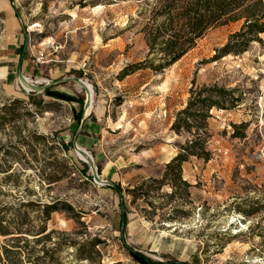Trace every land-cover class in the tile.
<instances>
[{"label":"rangeland","instance_id":"374dc122","mask_svg":"<svg viewBox=\"0 0 264 264\" xmlns=\"http://www.w3.org/2000/svg\"><path fill=\"white\" fill-rule=\"evenodd\" d=\"M12 3L27 34L31 80L73 77L92 93L81 121L78 101L83 104L84 93L76 84L51 85L48 96L24 91L14 81L12 88L0 87V106L11 97L28 101L30 93L32 103L43 101L40 107L17 106L18 118L0 126V217L35 234L41 208L33 204L58 201L57 208H71L49 215L47 241L21 234L25 241L19 245L27 241L25 248L36 257L41 248L53 250L52 264L77 263L67 243L93 239L98 246L83 247L90 264H139L129 250L162 264H264V33L243 52L219 56L216 51L241 21L209 28L179 60L152 71L138 65L147 55L146 0ZM131 65L137 66L123 71ZM200 87L221 88L237 99L233 107L208 112L209 160L190 157L181 165L186 194L167 198L164 185L147 202L131 204L124 190L159 178L183 144L186 135L169 127L189 91ZM232 125L243 127L236 132ZM77 129V146L120 195L92 184L71 147Z\"/></svg>","mask_w":264,"mask_h":264},{"label":"trees","instance_id":"16d2710c","mask_svg":"<svg viewBox=\"0 0 264 264\" xmlns=\"http://www.w3.org/2000/svg\"><path fill=\"white\" fill-rule=\"evenodd\" d=\"M146 3L149 6V11L143 30L147 55L138 65L152 71H161L179 60L209 28L241 21L239 30L230 34L226 43L216 51L219 56L243 52L250 42L256 40L258 34L264 33V3L261 0H146ZM20 50L21 47L19 52ZM135 66L137 65L125 67L123 71L135 68ZM42 94L50 95L49 88L44 89ZM31 97V93L27 95L28 101L11 97L1 104L0 126L4 122L16 120L18 115L14 113V109L17 106L32 103ZM61 97L64 100H69L67 97ZM236 101L237 99L230 97V92L217 87H200L190 90L185 105L175 112L169 127L175 134L184 133L186 135L183 144L178 145L176 154L164 164L159 178H147L124 190L130 198V203L147 202L149 193L160 190L164 185L169 187V193L165 194L167 198L175 195L180 196L179 192L186 194L188 185L181 179V165L190 157L203 162L210 158L206 134L208 112L211 109L225 110L233 107L237 105ZM32 105L40 107L43 105V101L39 100ZM78 105L81 107L82 100L78 101ZM25 114L29 115V113ZM79 114L80 112H78L77 118ZM241 127L243 125H232L236 132ZM235 136L243 137L242 133H236ZM34 139L44 140L45 138ZM59 145L63 151H66V146L64 147L61 143ZM50 149H56V147L51 145ZM84 170H86L85 165ZM87 178L90 179V177ZM47 180L52 182V179ZM111 189L118 195L121 194V189L117 185ZM57 203L58 201L49 204H33V206L41 208L38 212L41 224L35 234H32L33 232L28 229L18 228L17 222L13 220L5 221L3 217H0V237L4 238L0 241V264H52L55 261L53 250L41 248V256L36 257L31 247L25 248V245H28L27 241L22 246L18 242L24 240L21 234L35 236L33 242L47 241L52 234L51 231L46 232L44 226L49 215L58 210H71L68 205H63L64 207L61 209L57 208ZM19 204L23 206V203ZM26 205L31 206L32 203H26ZM120 208L122 210L120 217L124 222L125 213L121 203ZM242 214L248 216L253 213L242 212ZM84 243L80 245L72 241L67 243L73 247V259L77 261L75 264L80 261L90 264L89 252L83 250V247L87 245L89 250H92L99 245V241L96 239ZM55 245L59 246L60 244ZM128 254L133 261L139 264H162L151 262L130 250Z\"/></svg>","mask_w":264,"mask_h":264},{"label":"crops","instance_id":"0c3cea01","mask_svg":"<svg viewBox=\"0 0 264 264\" xmlns=\"http://www.w3.org/2000/svg\"><path fill=\"white\" fill-rule=\"evenodd\" d=\"M23 43L22 29L15 9L10 5V0H0V87L12 88L16 80V66L19 61V48ZM25 54V53H24ZM26 57L23 55L20 62V73L32 83L31 72Z\"/></svg>","mask_w":264,"mask_h":264},{"label":"water","instance_id":"95a60500","mask_svg":"<svg viewBox=\"0 0 264 264\" xmlns=\"http://www.w3.org/2000/svg\"><path fill=\"white\" fill-rule=\"evenodd\" d=\"M12 2L13 0H10V5L12 6ZM13 7V6H12ZM16 17L18 19V21L20 22L19 16L16 13ZM22 29V36H23V43L21 45V50H20V54H19V61L18 64L16 66V71H15V75H16V80L18 85H24L28 91L27 92H36V93H40L42 92L44 89L49 88V86L51 85H55L58 83H73L76 84L80 87V90L84 93V100H83V104H82V111H81V118L80 120L82 121L83 117H84V110L86 108H88L90 106L91 103V98H90V94L88 92V89L86 88V86L84 85V82L81 81L80 79H76L73 77H66V78H61L59 80H55L53 82H42V83H32L31 81H27L20 73V62L22 60V57L24 55L26 46H27V34H26V30L24 29L23 26H21ZM79 129V127H78ZM78 129L76 130L75 134L72 137L71 140V147L73 149V151L75 153H77L78 155L82 156L85 158V161H80L81 163L87 165L90 177H91V182L94 186L97 187H101V186H108L110 188L113 187V185L105 180H102L98 177L97 172H96V168L94 167L93 163H92V159L90 158V156H88L83 150H80L79 147L76 144V137L78 134ZM121 227L123 226V221L121 220L120 223Z\"/></svg>","mask_w":264,"mask_h":264},{"label":"bare ground","instance_id":"6f19581e","mask_svg":"<svg viewBox=\"0 0 264 264\" xmlns=\"http://www.w3.org/2000/svg\"><path fill=\"white\" fill-rule=\"evenodd\" d=\"M27 81H29L27 78H25ZM75 85V84H74ZM84 85L86 86V88L88 89V92H89V94H90V98H91V89H90V87L86 84V83H84ZM20 87L24 90V91H28V89L24 86V85H20ZM80 88V87H79ZM90 107V106H89ZM89 107L88 108H86L85 110H84V115H87V112H88V110H89ZM79 149L80 150H83L82 148H80L79 147ZM84 152H85V150H83ZM75 153V152H74ZM86 153V152H85ZM87 154V153H86ZM75 155H76V158L79 160V161H85V158L84 157H82V156H80V155H78L77 153H75ZM88 155V154H87ZM89 156V155H88ZM91 158V157H90Z\"/></svg>","mask_w":264,"mask_h":264},{"label":"built area","instance_id":"2783aa9c","mask_svg":"<svg viewBox=\"0 0 264 264\" xmlns=\"http://www.w3.org/2000/svg\"><path fill=\"white\" fill-rule=\"evenodd\" d=\"M12 6H13V3H12ZM13 8H14V6H13Z\"/></svg>","mask_w":264,"mask_h":264}]
</instances>
